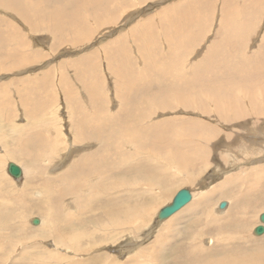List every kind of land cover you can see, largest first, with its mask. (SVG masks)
<instances>
[{"label": "rangeland", "instance_id": "obj_1", "mask_svg": "<svg viewBox=\"0 0 264 264\" xmlns=\"http://www.w3.org/2000/svg\"><path fill=\"white\" fill-rule=\"evenodd\" d=\"M31 1L26 0L25 2L36 8L30 10V7L28 8L30 13L35 11L36 17L34 18L30 14V19L27 17V21L13 13L14 11L0 8V16L3 17H1L3 21L0 20L2 22L0 24V29H2L0 31V41H6L5 44L3 43L4 49L0 51V264H27V262L28 264H36V262L40 264L41 261L44 264H76L77 260H82V264H113V262L110 263L113 260L117 264L190 263L192 259L189 258L187 261L184 256L185 250L192 243L194 234L199 232L200 225L198 226L199 221L194 222L195 224L190 223L188 213L183 212L184 208L178 209L179 211L176 210L172 215V217L180 215L176 221H183L177 223V229L173 234L168 230V225L165 226V230L170 236L169 246L159 251V246L156 245L155 241L159 231L158 228L168 221L167 217L169 216L165 214L162 217L160 214L163 213L166 206H171L175 195L183 190L189 192L191 197L188 200L189 202L190 200L193 202L202 200V198L207 200L203 209L201 207L197 214L202 222L205 221L209 225L208 232L201 235L204 237L203 243H208L209 237L211 239L216 237L219 242L232 236V233L235 237L236 231L231 233L229 229V233L227 232L228 229H223V232L216 230L217 225L228 223L231 217L239 219L240 222L243 220L247 222L246 230L241 238L244 243L254 245L262 242L264 231L259 234L255 229L256 226L262 225L260 214L264 213V204L260 203L264 200L263 195H260L261 192H264V115L252 116L254 111L251 112L250 105L245 102L247 100L242 98L244 99V101L242 99L240 101L242 108L250 112L241 117L242 119L238 118L239 122L236 120L235 126H231L230 122L218 124L216 121L209 120L212 118L203 115V112L194 110L199 104L196 103V100L190 98L185 102L188 108L180 104L178 106V103L175 105V98L170 100L172 103L171 108H166V105H164V108H161V105L156 107L155 101L152 100L159 101L161 97L157 96L154 89H151L152 83H136L140 80V73L150 75V70H153L150 75L152 79H158L153 80V82L163 80L159 69H152L149 65L154 64L153 60L158 55L161 58L160 67L164 63L165 51L160 46L161 36L158 38L159 40L157 39L159 46L162 48L160 54L155 50L148 49H153V47L150 43L147 45L145 42L144 46L147 49L141 52L142 50L139 46H135L133 40L140 37V31L146 27L150 28L151 35L158 36L165 21L175 11V4L181 0H121V2L126 3L120 5V8L117 5L115 15L106 16L101 25L100 20L95 21V19L90 18L84 20L81 18V20L88 23L89 30H83L85 33L74 32L72 34L69 30L67 31L69 34L65 33L66 27L61 34L58 30L55 31L54 29L52 31L51 22L52 19L54 22L55 11L58 10L53 6V0ZM67 1L71 2L72 0L65 1L66 10L69 6ZM198 1H203L201 6L190 7L202 9L201 12L204 15L202 33L183 55L180 53L177 55L183 62L182 68L184 71L188 69L187 72L190 74L187 73L185 79L194 80L191 77L193 72L190 71L194 64L198 63L196 66L198 68L197 73L201 74L198 80L205 82V88L216 86V89L225 90L223 84L217 82L218 80H240L241 77L236 76V71L243 68V66L253 65L254 58H252V55L258 50L261 38L264 36V0H209L208 4H204V0H195V3ZM87 2L92 7L94 2L99 1L90 0ZM222 4H226L225 7H237V9H232L235 14L234 23L243 22L244 24L246 21L250 25L249 30L243 34V41L238 40V43H234L235 49L231 51L234 54L230 56V58L232 57L230 61L233 62V67L230 68L229 64L217 67L213 56L210 58L206 53L213 41L223 32L219 24ZM246 4L249 6H246ZM53 7L56 10L53 9V11ZM239 7L241 8V16L239 12L238 15L236 14ZM50 8L52 13H49L51 12ZM246 8L249 15L245 11ZM161 12L166 14L167 19L160 17ZM60 17L62 18V13H60ZM63 17L65 16L63 15ZM35 19L38 22V28H29V23L34 24ZM63 21L66 22L65 19ZM121 37H123L121 42L126 43L124 49L119 48ZM158 49L159 47L156 50ZM122 52L125 56L124 60L123 55H121ZM241 53L250 55V58L248 60L242 59L244 55ZM174 56L170 53L169 57L175 60ZM228 58H226V61ZM185 65L187 68H184ZM191 65L192 68L190 69ZM217 65L219 64L217 63ZM201 67L202 69H200ZM213 69L215 70L210 75L208 70ZM119 75L122 76L119 77ZM254 76H257L256 79ZM248 78H245L248 80L245 86L249 87L250 90L255 88L257 90L256 104L261 99L260 102L264 105V100L262 102L260 96L264 88V84L260 82H264V80H261L264 77L261 74L254 73ZM64 83L67 93H70L68 97H66L63 90ZM250 84L253 87L249 86ZM154 87L156 86H152V88ZM260 88L261 90H258ZM144 92L147 94H144ZM234 92L233 97L245 96V92L242 93L240 88H234ZM152 93L153 96L156 95L155 97L158 98L153 97ZM88 96H92V98L90 99ZM258 105H256L257 109ZM120 108H122V111L119 110ZM235 109L237 110V108ZM261 109L264 113L263 106ZM137 112H140L141 115L138 116ZM172 117H178L173 119L171 123H174L175 127L179 124L175 129L179 135L180 129L183 132L182 135H190L194 138L191 144L181 145L186 156L193 153L194 149L192 150V148H194L193 144H196V139L200 143L198 146H201L197 149L205 147V152L191 155L195 158L188 165L186 164L185 169L180 167L174 159L168 158V152L164 147L160 146L163 148L160 150L159 145L157 146L159 148L153 146L154 149L152 144H149L148 141L151 140L149 132L138 133L139 129L143 128L142 126L150 129L153 125H150V123L157 121L159 124V121ZM186 119H190L192 122L183 125L185 124L184 121H188ZM10 122L13 127L10 126ZM12 123L16 126L19 124L18 129L21 126V133H17L18 130ZM48 127L51 129V135L46 132ZM191 127L193 128V131L190 129L192 132L186 129ZM11 134L15 137V142L21 141L24 148L21 147L22 152H15L17 150L10 144H14L13 141L9 142L10 145L8 144V141L12 140ZM39 135L42 136L40 140ZM142 135L144 137L140 138L139 141L138 138ZM3 140L4 142H2ZM113 141L115 142L113 143ZM7 145L10 146L8 149L9 154L12 156H6V151L8 152ZM89 153L93 156L92 161L96 163L94 168L99 167L100 177L104 176L100 181L106 185L110 181L111 183L114 182L108 187L105 185L106 188H109V191L106 189L104 194L97 193L98 209L94 213L89 212L85 215L86 213L79 214V210L81 211L79 204L85 195L80 194L75 201L71 202L72 197L78 194H74L73 190L76 193L79 188L76 184L71 185L74 182H70L69 172L65 173L69 178L65 176L63 181H58L56 176L65 171L72 162L74 163L73 159L75 160L80 154L83 158ZM151 158L152 163L147 162ZM144 159L147 166L156 165L155 162L160 163L162 176L159 180L162 185L151 184L152 187L148 188L146 187L148 182L146 178L144 176L140 178L136 175L135 167L141 165ZM10 162L20 167L19 177L9 174L7 168ZM90 166H88V170ZM128 166L134 168L128 171ZM138 173H141V171H138ZM246 175L249 178L245 177ZM162 179H166V183H161ZM252 184L256 186L251 187ZM140 186H144V188ZM115 188H118L117 191H115ZM160 190H165L162 195ZM236 192L245 194V197L242 196L243 193L240 194V198L243 197L242 201L237 202ZM150 194H152V198L162 196L158 200L159 204L157 205L159 206L149 209L148 213L144 215L131 211L132 218L137 213L136 222L130 220L129 224L114 227L108 223V218L106 217V219L103 216L105 206L109 205L115 195L116 200H118L116 202H119V206L120 204L123 206L120 209L121 213L117 214L116 218L122 220L125 218L126 205L140 200L141 197H149ZM259 195L262 198L260 201ZM22 196L26 197L23 198ZM107 196H110L108 202L105 201ZM206 196L208 197L206 198ZM3 201L7 202L4 203ZM58 201L61 202L60 204L67 203V210L71 213V221L74 219L72 225L79 232H85V236L74 240L82 247L80 252H76L70 247V240L64 246L63 244L55 245L49 231H45L49 237L42 238L40 234L42 230H37V227L42 226L44 228L52 222L57 207L54 204H58ZM143 203H141L142 209L147 207L148 202L147 204ZM219 206L221 209L226 206L225 211L218 212ZM56 215H58V218H53V222L59 224L62 221V215L59 214V211ZM90 215L91 218H89ZM33 218L38 222L33 223ZM139 219L140 221H138ZM103 223L106 224L105 229L100 228L98 225ZM18 224H21L22 233H14ZM225 230L228 236H226ZM38 239L40 245L31 246L33 241ZM88 244L90 245L88 246ZM154 259H157L156 262Z\"/></svg>", "mask_w": 264, "mask_h": 264}, {"label": "bare ground", "instance_id": "obj_2", "mask_svg": "<svg viewBox=\"0 0 264 264\" xmlns=\"http://www.w3.org/2000/svg\"><path fill=\"white\" fill-rule=\"evenodd\" d=\"M26 0H0V8L2 10H9L13 13H15L17 16H20L23 20L27 21V17L30 19V14L32 16H34V18L36 17V13L34 11V13H30L29 10L30 9H36L34 7H32V5H28L26 2ZM33 1V0H32ZM31 1V2H32ZM38 1V0H36ZM65 1L66 0H53V2L55 3H52L53 6H55L56 9H54V7L52 8V10H56L55 11V19H54V22H53V19H52V31H55L58 30L60 32V34L64 31V28L66 27L65 29V33L66 34H69L67 31L69 30V32L72 34V33H85L83 30L87 31L89 30V26H88V23H86V21H83L81 20L84 19L86 20L87 18H90V19H95V21H99L100 22V25H101V22L106 18V16L108 17L109 15H115L116 13V9H117V5H119V8L125 4L126 2H121V0H96V1H99V2H94L92 4V7L91 5L88 4L87 1H90V0H72L71 2H68L67 1V4H69L67 10L65 9ZM252 1V0H251ZM254 1V0H253ZM261 1V0H260ZM15 2V3H14ZM57 2V4H56ZM203 2V1H202ZM202 2L198 1L197 3H195V0H188L187 2L185 0H181V1H177V3L175 4V12L176 14H174L172 12V15L170 16V18L168 20L165 21V23L163 24V27H162V31L160 32V34L158 36L156 35H151V30L149 27H146L144 29H142L140 31V37H136L133 41L135 43V46H139L140 50H142L141 52H144L145 49H147V47L144 46V42L148 45L149 43L152 45L153 49L152 48H148V49H151V50H155L156 52H158L160 54L161 52V47L162 46L164 48V51H165V54H164V63L161 64V66L159 67V63H160V56H156L154 58V64H151L149 65L152 69H156L158 68L159 71L161 72L162 74V78L163 80H159L158 82H153V80H156V79H152V77L150 76L151 75V72L153 70H150L149 74H146V73H140L139 74V79L138 81H136L137 84L143 82V83H152V86H156L154 88L151 87V89H154L156 92H157V96L159 95L161 97V99L158 101V100H152V101H155L156 103V107L161 105L160 107L161 108H164V105H166V108H171L172 106V103L170 102V100H174L175 98V102L174 104L176 105L178 103V106H183L185 108H188V106L185 104V102L187 101V99H192V100H196V103H198L199 105L194 108V110H199L201 112H203V115L205 116H208L212 119H209V120H213V121H216V123L218 122V124H225L226 122H230L231 123V126H235V121L238 120V118H241L243 117L244 115H246L247 112L245 109L242 108V104H241V99L242 98H245L248 103V105H250V108H251V112L253 113L252 116H257L259 114L261 115H264L263 113V110L261 109V107L263 105V103L260 102L259 100V105L256 104L257 103V98L255 96H257V90L255 88H253L252 90L248 89L249 87H246L245 84L248 83V80H246L245 78H248L250 77L251 75H253L254 73L255 74H261V76L264 77V36H262L261 38V42L259 44V47H258V50H256V53L252 55V58H254V62H253V65L252 66H243V68L239 69L238 71H236V76L238 77H241L240 80H228V79H223V80H216L218 83H221L223 84L224 86V89L225 90H221L219 88L216 89V86L213 87V86H210L208 89L205 88V85L203 83L202 80H198V77L201 76V74H198L197 73V65L198 63H195L194 61V66L192 68V65L190 66V69L191 71L190 72H193V75L191 76L192 79L194 80H191V79H185L187 78L186 74L189 72L188 69L184 71V69L182 68V65H183V62L181 61V59H179L178 57V53H180L181 55H183L185 53V51H187V49H189L190 47H192V45L194 44V42L197 40L196 38H198L201 33H202V30H203V27H204V15H203V12L202 9H200L199 7L197 8H191L190 6H201ZM209 0H204V4H208ZM243 2V1H242ZM258 2V1H256ZM263 2V1H262ZM211 3V2H210ZM253 3V2H252ZM255 3V2H254ZM259 3V2H258ZM17 4V5H16ZM32 4V3H31ZM236 4V3H235ZM256 4V3H255ZM121 5V6H120ZM226 4H222L223 8L221 9V16H220V19H219V24H220V29L223 31L222 34L218 35L217 39H215L213 41V44L211 45V47H209L206 51L208 57H212L213 56V59L216 61V66L217 67H223V66H227L229 64V68L230 67H233L232 66V63L230 60L232 59V57L230 58L231 55H233L234 53L231 52L235 49V44L234 43H238L239 41H243V34L245 33V31L249 30L248 28L250 27L249 24H247V22L245 21L244 24L243 22H236L234 23V13H233V10L232 9H237V7H233V8H230V6L228 7H225ZM259 5V4H258ZM52 6V5H51ZM208 6V5H207ZM240 6V5H239ZM246 6H249L248 4H246ZM257 6V5H255ZM30 7V8H29ZM49 7V6H47ZM29 8V10H28ZM46 8V7H45ZM259 8V6H258ZM48 9V8H47ZM172 9V7H171ZM52 10L50 8V11L49 13H52ZM53 10V11H54ZM85 10V11H83ZM245 10V9H244ZM257 10V8H256ZM49 11V10H48ZM163 11V10H162ZM246 12L248 11V9L246 8L245 10ZM250 11V10H249ZM259 11V9H258ZM6 12V11H5ZM47 12V11H45ZM88 12V14H87ZM240 13L239 15L241 16V8L239 7V10L236 12L237 13ZM253 12V11H252ZM255 12V11H254ZM54 13V12H53ZM60 13H62V18L60 17ZM248 13V12H247ZM1 14V12H0ZM4 14V13H2ZM47 14V13H46ZM45 14V15H46ZM81 14H84V15H81ZM107 14V15H106ZM171 14V13H170ZM44 15V16H45ZM48 15V14H47ZM63 15L65 17H63ZM166 14H162L161 12V16L160 17H164L165 19H167V17L165 16ZM238 15V14H237ZM249 15V13H248ZM15 16V15H14ZM91 16V17H89ZM2 17V15L0 16V18ZM19 17V19H20ZM52 17V16H51ZM169 17V16H168ZM209 17V16H207ZM247 17V16H246ZM3 18V17H2ZM0 19L3 21V19ZM17 19V18H16ZM63 19H65V23L63 21ZM241 19V17H240ZM47 20V19H46ZM243 20V19H242ZM92 21V20H91ZM29 22V21H28ZM2 22H0L1 24ZM74 24V25H73ZM247 26V27H245ZM49 27V26H48ZM1 28V27H0ZM29 28H32V29H36L38 28V22L36 21L35 19V23L33 24L32 22L29 23ZM4 30V29H3ZM0 31H2V29H0ZM29 31V30H28ZM51 31V30H50ZM82 31V32H81ZM56 33V32H55ZM247 33V32H246ZM1 34V32H0ZM161 36V37H160ZM160 37V46H159V43L157 41V39ZM1 38V37H0ZM122 38L120 39L119 42L122 41ZM124 40V39H123ZM159 40V39H158ZM239 40V41H238ZM6 42V41H5ZM5 42H2L0 41V51L4 49V44ZM162 42H163V45H162ZM4 43V44H3ZM145 44V45H146ZM126 43L123 41L120 43V47H122V49H124ZM146 45V46H147ZM157 47H159L158 50ZM126 49V48H125ZM119 50V49H118ZM230 50V51H229ZM6 51V50H5ZM205 51H204V54H205ZM170 53L174 54V58L175 60H172L169 56H170ZM242 55H244L243 53H241ZM123 55V60L125 59V56L122 52ZM167 55V56H166ZM228 58V60L226 61V58ZM9 58V57H8ZM149 58V57H148ZM236 58V57H235ZM248 58H250V55H244L242 56V59L244 60H248ZM120 59V58H119ZM121 60V59H120ZM183 60V58H182ZM130 61V60H128ZM241 62H243L242 60H240ZM181 62V63H180ZM192 62V61H191ZM116 63V62H115ZM217 63L219 65H217ZM131 66V65H130ZM205 66V65H204ZM203 66V67H204ZM184 68H187L186 65ZM156 69V70H158ZM202 69V67L200 68ZM122 70V69H121ZM215 69L213 70H208V72L210 73V75L212 74V71H214ZM205 71V70H204ZM113 72V71H112ZM116 71L114 70V73ZM118 73V72H117ZM206 73V72H205ZM119 74V73H118ZM117 75V74H116ZM186 75V76H185ZM122 76V75H119V77ZM118 77V76H116ZM115 77V78H116ZM124 77V76H123ZM155 77V76H154ZM257 76H254V78L256 79ZM151 78V79H150ZM161 78V77H160ZM130 79V77H129ZM244 79V80H243ZM249 79V78H248ZM158 80V79H157ZM261 80H264L263 78ZM119 81V80H118ZM215 81V83H217ZM133 82V81H132ZM234 82H237V83H234ZM90 83V82H89ZM121 83V82H120ZM255 83V82H253ZM251 83V84H253ZM257 83V82H256ZM260 83L264 84L263 81H261ZM249 85V86H252V85ZM121 85V84H120ZM150 85V84H149ZM254 85V84H253ZM257 85H259V83H257ZM139 86V85H138ZM162 86V88L160 89V87ZM182 86V87H181ZM248 86V85H247ZM119 87V85H118ZM240 88V91L245 92V96L242 97H233L234 96V88ZM253 87V86H252ZM89 88V87H88ZM149 88V87H148ZM159 88V89H158ZM92 89V88H91ZM63 90L65 91V94H66V97H68V95L70 93H67V88L65 86V83H64V87H63ZM87 90V89H85ZM236 90V89H235ZM258 90H261L258 89ZM205 91H208V92H205ZM253 91V92H252ZM90 92V91H89ZM151 92V91H149ZM153 92V91H152ZM237 93V92H236ZM123 94V93H122ZM144 94H147L146 92H144ZM118 96V95H117ZM152 96H153V93H152ZM156 95H154L153 97H155ZM261 98H262V102L264 100V88L261 92ZM90 99L92 98V96H88ZM94 97V95H93ZM75 98V97H74ZM73 98V100H74ZM141 98V97H140ZM155 98H158V97H155ZM72 99V97H71ZM235 99H238V100H235ZM94 100V99H93ZM134 100V99H133ZM139 100V99H138ZM244 101V99H242ZM73 102V101H72ZM81 102V101H80ZM122 102V101H121ZM142 102V101H141ZM143 103V102H142ZM83 104V103H82ZM180 104V105H179ZM192 104V103H191ZM244 104V102H243ZM197 105V104H196ZM256 105H258V109L256 107ZM72 106L74 107V104L72 103ZM127 106V105H126ZM149 107V105H148ZM177 107V106H176ZM241 107V108H240ZM245 107V105H244ZM184 108V109H185ZM237 108V110L235 109ZM146 109V108H145ZM153 109V108H152ZM119 110L122 111V108H120ZM135 110V109H134ZM147 110H149L147 108ZM168 110V109H167ZM248 110V109H247ZM155 111V110H154ZM150 113V111H148ZM153 112V110H152ZM121 113V112H120ZM138 113V112H137ZM145 113V112H144ZM154 113V112H153ZM175 113V112H174ZM211 113H214L213 115ZM251 113V114H252ZM140 112L138 113V116H139ZM143 114V113H142ZM146 114V113H145ZM197 114H200V113H197ZM211 114V115H210ZM79 115V114H78ZM141 115V114H140ZM260 115V116H261ZM147 116V115H146ZM144 117V116H143ZM139 118V117H138ZM150 118V117H148ZM178 117H172V118H165L164 120H161L159 121V124L156 122H152L150 123L153 124L150 129L149 127H144L142 126L143 128L147 129V130H144L143 128H140L138 133H146V132H149L150 133V136H151V140L148 141L149 144H152V147L156 146L155 148H159L160 146L161 147H164L168 152L167 156L168 158H171V159H174L177 164L182 167V168H186L188 163L191 162V160H193L195 157H192L191 155H196V154H199V153H202V152H205L204 148L202 149H197L198 147L200 148L201 146H198L200 145V143L198 142V140L196 139V144L194 143V148H192L193 150V153L190 155V156H186L184 153H183V150H182V146L183 144H191L192 140L194 139L193 137H191L190 135H186L184 136V134L182 135V130H180L179 128V133L180 135L178 134V131L175 130L177 129V125L176 127L171 123V121L173 119H176ZM262 118V117H261ZM101 119V118H100ZM99 119V120H100ZM151 119V118H150ZM181 119V118H180ZM191 119V117H190ZM190 119H186L187 122H185L184 120V123L183 125H186L190 122H192ZM242 119V118H241ZM245 119V118H244ZM87 120V119H86ZM132 120V119H131ZM142 120V118H141ZM145 120V119H144ZM253 120V119H252ZM259 120V119H258ZM263 120V119H262ZM77 121V120H76ZM83 121V120H82ZM136 121V120H135ZM148 121V120H147ZM196 121V120H195ZM250 121V119H249ZM133 122V120H132ZM130 122V123H132ZM143 122V121H141ZM234 122V123H233ZM239 122V120L237 121ZM236 122V123H237ZM259 122V121H258ZM78 123V122H77ZM81 123V121H80ZM129 123V122H128ZM156 123V124H155ZM183 123V122H181ZM196 123V122H195ZM14 126H16L14 123H12ZM18 124V123H17ZM82 124V123H81ZM80 124V125H81ZM85 124V123H84ZM95 124V123H94ZM136 125H138L136 123ZM142 125V124H141ZM10 126L13 127L11 125V122H10ZM126 126V125H125ZM130 126V125H129ZM128 126V127H129ZM147 126V125H145ZM206 126V125H204ZM19 128V124L18 126H16L15 128L18 130L17 133H21V126H20V129ZM130 128V127H129ZM133 128V126H132ZM131 128V129H132ZM185 128V127H184ZM187 130L189 131H193V128H186ZM191 129V130H190ZM234 129V128H233ZM51 129L48 127L46 129V132L47 133H50L51 135ZM74 130V129H73ZM185 130V129H184ZM195 130V129H194ZM191 131V132H192ZM257 131V130H256ZM124 132V131H123ZM130 132V130H129ZM187 132V131H186ZM39 134V133H38ZM121 134V133H120ZM119 134V135H120ZM193 134V133H192ZM191 134V135H192ZM196 134V133H194ZM35 135V134H34ZM104 135V134H103ZM106 135V134H105ZM128 135V134H127ZM1 136V135H0ZM4 136V135H3ZM12 136V140L8 141V144L9 142H14L13 143H10L13 147H15L14 149L17 150L15 152H20L21 151V147L23 148L22 144H21V141L20 142H15L14 139L15 137H13V135L11 134ZM10 136V137H11ZM40 136V135H39ZM61 136V135H60ZM130 136V134H129ZM128 136V138H129ZM23 137V136H22ZM42 136L39 137V140ZM123 137V136H122ZM144 137L143 135L142 136H139V141H140V138ZM195 137V136H194ZM3 138V137H2ZM20 138V137H19ZM44 138V137H43ZM97 138V136H96ZM131 138V137H130ZM133 138V137H132ZM22 139V138H21ZM19 139V140H21ZM25 139V138H24ZM48 139V138H47ZM55 139V137H54ZM83 139V138H82ZM111 139V138H110ZM201 139L203 140V138L201 137ZM121 140V139H119ZM129 140V139H128ZM47 141V140H46ZM124 141V140H123ZM142 141V140H141ZM4 142V140L2 141ZM115 141H113L114 143ZM120 142V141H119ZM118 142V143H119ZM132 142V141H131ZM130 142V143H131ZM137 142V141H136ZM43 143V142H42ZM50 143V142H48ZM53 143V142H52ZM54 143H55V140H54ZM117 143V142H116ZM140 143V142H139ZM6 144V143H5ZM9 144V145H10ZM154 144V145H153ZM156 144V145H155ZM230 144V143H229ZM9 145H7V149L10 147ZM44 145V144H43ZM50 145V144H49ZM116 145V144H115ZM159 145V147H157ZM6 146V145H5ZM41 146V144H40ZM48 146V145H46ZM138 146V144H137ZM18 147V148H17ZM51 147V145H50ZM153 147V148H154ZM159 148L160 150L163 149V148ZM98 148V147H97ZM154 148V149H155ZM24 149V148H23ZM11 150V149H10ZM114 150V149H113ZM244 150V149H243ZM106 151V150H105ZM104 151V152H105ZM115 151V150H114ZM118 151V150H116ZM158 151V150H157ZM22 152V151H21ZM41 152V151H40ZM234 152V151H233ZM10 151L8 149V152L6 151V156H12L9 154ZM14 153V152H13ZM27 153V152H26ZM25 153V154H26ZM42 153V152H41ZM81 153V152H80ZM110 153V152H109ZM123 153V152H122ZM45 154V153H44ZM84 154V153H83ZM86 154V153H85ZM84 154V155H85ZM92 154V152H91ZM90 153L88 155H86L85 157L81 158V154L80 156H78L75 160L73 159L74 163L72 162V164L69 165V167H67V169L65 171H63L61 174H59L58 176H56V179L58 181H63L64 180V177L66 176V178H69L70 177V182H74V183H71V185H78V192L76 191V193L74 192L73 190V193L74 194H77V196H73L72 197V200L71 202L76 198L79 197L80 194L82 195H85L84 199L81 201V203L79 204V207L81 208V211L79 210V214H85L87 215L89 212L91 213H94L98 208H97V205H99L97 203V198H96V195L98 194H101L103 193L104 194V191L106 189H108L109 191V188H106L108 186H110L111 184H113V182L106 185L104 183H102L100 181L101 178H104V176L102 175L100 177L99 173H100V168L97 167L96 169L94 168L95 164L94 161H92V158L93 156L91 155ZM112 154V152H111ZM127 154V153H126ZM16 155V154H15ZM19 155V154H18ZM21 155V154H20ZM28 155V154H27ZM42 155V154H41ZM40 155V156H41ZM47 155V154H46ZM49 155V154H48ZM203 155V154H202ZM23 156V155H22ZM125 156V155H124ZM13 157H14V154H13ZM12 157V158H13ZM26 157V155H25ZM49 157V156H48ZM128 157V156H127ZM166 157V156H165ZM35 158V157H34ZM161 158V157H160ZM202 158V157H201ZM164 159V158H163ZM178 159V160H177ZM152 160L149 159L147 160L150 161ZM145 159L142 161L143 163L137 167H135V172H137V176H139L140 178H143V176L146 178V180L148 181L146 183V187H152L151 184H154V185H162L160 184V178L162 176V167H160V163L159 162H155L154 164L156 165H153V166H147L146 165V162H144ZM157 161V159H156ZM159 161V160H158ZM162 162V160H160ZM172 161V160H171ZM76 162V164H75ZM88 162V163H87ZM114 162V161H113ZM151 162V161H150ZM11 163V162H10ZM13 163V162H12ZM71 163V162H70ZM152 163V162H151ZM139 164V163H138ZM168 164V163H167ZM187 164V165H186ZM87 165V167H86ZM91 165V166H90ZM158 165V166H157ZM88 166L89 167V170H88ZM110 166V165H109ZM119 166V165H118ZM135 166V165H134ZM116 167V166H115ZM108 168V167H107ZM134 168V167H132ZM131 167L128 166L127 170L129 171L130 169H132ZM170 170V169H169ZM109 171V170H108ZM112 171V170H111ZM138 171H141V173H138ZM68 173L70 174V176L68 177L65 173ZM117 172V171H116ZM164 173V172H163ZM261 174V173H260ZM55 175V174H54ZM247 175H248V172H247ZM245 176V177H248V176ZM73 176V177H72ZM167 178V177H166ZM249 178V177H248ZM252 178V177H250ZM48 179V178H47ZM84 179V181H83ZM160 179V180H159ZM171 179V178H170ZM102 180V179H101ZM142 180V179H141ZM144 180V179H143ZM163 181L161 183H166V179H162ZM255 180V179H254ZM257 180V179H256ZM49 181V180H48ZM54 181V180H53ZM168 181V180H167ZM107 182V181H106ZM132 182V181H131ZM154 182H158V183H154ZM63 183V182H62ZM100 183V184H99ZM134 183V182H133ZM136 183V182H135ZM41 184V183H40ZM46 184V183H45ZM50 184V183H49ZM59 185V183H58ZM106 185V187H105ZM118 185V184H117ZM47 186V185H46ZM60 186V185H59ZM69 186V185H68ZM67 186V187H68ZM256 185L253 184L251 185V187H255ZM141 188H144V186H140ZM47 188V187H46ZM65 188V187H64ZM69 188V187H68ZM72 188V187H71ZM70 188V189H71ZM116 189V188H115ZM118 189V188H117ZM117 189L115 191H117ZM48 190V189H47ZM51 190V189H50ZM49 190V191H50ZM111 190V189H110ZM3 191V190H2ZM59 191V190H58ZM70 191V190H69ZM72 191V189H71ZM161 191V195L162 193L165 191V190H160ZM234 191V190H233ZM4 192V191H3ZM112 192V191H111ZM169 192V191H168ZM244 192V191H243ZM243 192H236L238 198H237V202H240L242 201L243 197H245V194ZM72 193V192H71ZM70 193V194H71ZM98 193V194H97ZM114 193V192H113ZM167 193V192H166ZM165 193V194H166ZM243 193V195H242ZM26 194V193H25ZM64 194V193H63ZM102 194V195H103ZM170 194V193H169ZM230 194V192H229ZM240 194L243 196L240 198ZM65 195V194H64ZM152 194L149 195V197H141L140 200H137V201H134L132 203H130L129 205H126V212L124 213V219L122 220H118L116 218V215L121 213L120 212V209L122 206V204H120L119 206V202H116L118 200H116V195L113 196V199L110 201L109 205H106L105 206V212L103 214V216H105V218L108 220V223H110V225H113L114 227L115 226H122V225H126V224H129V221L131 220L136 222L137 219L136 216H137V213L139 214H146L148 213L149 209L151 210V208H154L156 206H159L157 204H159L158 200H160V198L162 197L160 195V197L158 196H154L153 198L151 197ZM164 195V194H163ZM203 195V194H202ZM260 195L262 196L263 195V198H264V192H261ZM259 195V201L262 199ZM103 196H106V195H103ZM111 196V195H110ZM110 196H107L105 199L106 202L109 201V198ZM167 196V195H166ZM209 196V195H208ZM206 196V198L208 197ZM23 198L26 197V196H22ZM65 197V196H64ZM101 197V196H100ZM164 197V196H163ZM51 198V197H50ZM191 198V197H190ZM66 199V198H65ZM65 199H63L65 201ZM5 200V199H4ZM100 200V199H99ZM102 200V199H101ZM67 201V200H66ZM144 203H143V202ZM205 201H207L206 199L202 198V200H195L194 202L192 200H190V202H186L184 203L180 208L178 209H183L184 208V211L183 212H186L188 213L189 215V219L191 220V224H195L194 222L196 221H199L198 223V226L200 225V229H199V232L197 234H194L193 236V241L192 243L187 247V249L185 250V257L187 258V261L188 259H192V261H190V263L186 262V264H264V240L260 243H257V244H247V243H244L241 238L243 236V232L246 230V227H247V222L246 221H242L240 222L239 219H234L231 217L230 221L226 224H219L217 225L216 227V230L219 232L220 230L222 231L223 229H228L227 232H229V229L231 230V233L236 231L235 233V237H234V233H232L233 235L230 236L229 238L226 237L225 240L223 241H220L219 242V239H216V237H212L213 239H211L209 237L208 239V243H203V239L204 237H202L201 235L202 234H205L208 232L209 230V225L207 224V222L203 221L202 222V219L198 218L197 217V214L198 212L200 211L199 209H203L204 207V204H205ZM4 202V201H3ZM7 202V201H6ZM4 202V203H6ZM19 202V201H18ZM22 202V201H21ZM50 202V201H49ZM55 202V201H54ZM148 202V204H147ZM61 203V202H60ZM59 201H58V204H54L55 206L57 205L56 207V211H55V215L53 216V218H58L56 215L57 212L59 211V214L62 215V221H60V223L58 224V222L54 223L53 222V218H52V222L49 223L48 225H46L44 228L42 226L40 227H37V230L41 231L40 234L42 236V238H45L47 237L48 235H46V232L49 231L50 232V236L52 237V240L54 242L55 245L57 244H67L68 241L70 240L71 243H70V247H72V249H74L76 252H80L81 251V246L78 244V243H75L74 240H77V238H80L82 236H85V232L82 233L79 232L77 230L76 227H74L72 225V220L71 221V213L69 210H67V206L66 204L62 203L60 204ZM95 203V205H94ZM141 203L143 204H147V207L146 208H141ZM161 203V202H160ZM163 203V202H162ZM260 203L264 204V200L260 201ZM21 204V203H20ZM19 204V205H20ZM48 204V203H46ZM7 206V204H6ZM103 206V204H102ZM1 207V206H0ZM23 207V206H22ZM226 207V206H225ZM224 207V208H225ZM246 207V206H245ZM4 208V207H3ZM55 208V207H53ZM104 208V206H103ZM208 208V207H207ZM219 210L218 212L220 211H223V209H221V207L219 206L218 207ZM100 209V208H99ZM53 210V209H52ZM99 211V210H98ZM131 211H133L134 213H136V215L131 216ZM179 211V210H178ZM177 211V212H178ZM207 211V210H206ZM225 211V210H224ZM243 211V209H242ZM205 212V210H204ZM49 213V212H48ZM151 213V212H150ZM208 213V212H207ZM74 214V213H73ZM72 214V215H73ZM167 217V220L168 221H164L165 223H163L161 225L159 229V231L157 232V235H156V245L159 246V251L163 248H166L169 246V242H170V236L168 235V232L165 230V226L168 225V230L171 232V234L174 233V231H176L177 229V223L179 224L180 222H183V221H176L178 217H180V215H177V216H173L172 215L174 214V212H166L165 213ZM171 214V215H170ZM180 214V213H179ZM44 215V214H43ZM48 215V214H47ZM75 215V214H74ZM94 215V214H93ZM212 215V214H211ZM261 215V214H260ZM45 216V215H44ZM43 216V217H44ZM80 216V215H79ZM165 216V215H163ZM73 217V216H72ZM76 217V216H75ZM185 218V216H183ZM47 218V217H46ZM91 218V215L90 217ZM77 219V217H76ZM45 220V219H44ZM59 220V219H58ZM179 220V219H178ZM185 220V219H184ZM188 220V219H187ZM33 221H35V219L33 218ZM140 221V219L138 220ZM38 222V221H37ZM35 222V223H37ZM213 222V221H212ZM262 222V221H261ZM34 223V222H33ZM132 224V223H131ZM264 222H262V226L264 227ZM71 225V226H70ZM99 227L102 229H105L106 227V224L103 223V224H98ZM39 226V225H38ZM69 227V229H67ZM21 227V224H18L17 226V229L14 233H22V229L20 228ZM81 227V226H80ZM4 228V226H3ZM42 228V229H41ZM99 228V229H100ZM234 228V229H232ZM47 230V231H46ZM96 230V229H95ZM46 231V232H45ZM69 231V232H68ZM85 231V230H84ZM91 231V230H90ZM179 231V230H178ZM256 231V229H255ZM264 231V229H263ZM262 231V232H263ZM88 232V231H87ZM223 232V231H222ZM226 232V230L224 231ZM226 232V234H227ZM38 233V232H37ZM193 233V232H191ZM230 233V232H229ZM258 233V232H257ZM89 234V233H88ZM170 234V235H171ZM260 234V233H259ZM87 235V234H86ZM197 235V237H195ZM246 235V234H245ZM36 236V235H35ZM40 236V237H41ZM228 236V234L226 235ZM30 237V236H29ZM34 237V236H33ZM49 237V236H48ZM224 237V236H223ZM37 238V237H36ZM197 238V239H196ZM218 238V237H217ZM192 239V237H191ZM42 240V239H41ZM201 240V241H199ZM246 240V238H245ZM249 240V239H248ZM33 241V240H31ZM30 241V242H31ZM247 241V240H246ZM182 242V241H181ZM39 243V244H37ZM94 243V242H93ZM36 244V245H34ZM77 244V245H76ZM40 245V241L39 239L38 240H34L33 243L31 244V246L35 247V246H38ZM90 244H88L89 246ZM95 245V243H94ZM186 246V245H185ZM87 247V246H86ZM33 249V248H32ZM84 249V248H83ZM87 249V248H86ZM34 250V249H33ZM46 250V249H45ZM89 250V249H88ZM67 251V250H66ZM155 251V249H154ZM57 253V252H56ZM75 253V252H74ZM47 254V253H46ZM45 254V255H46ZM55 254V253H54ZM58 254V253H57ZM56 254V255H57ZM61 254V253H60ZM59 254V255H60ZM77 254V253H76ZM82 254V253H80ZM58 256V255H57ZM154 256V254H153ZM184 258V257H183ZM155 262L157 259H154ZM186 260V259H185ZM39 261V260H38ZM179 261V259H178ZM113 264H117L114 260L113 261H110V263ZM183 262V261H181ZM43 262L41 261L40 264H42ZM83 261L82 260H77L76 261V264H82ZM28 264V262H27ZM36 264H38L36 262ZM44 264V263H43ZM68 264H72V263H68ZM86 264V263H85Z\"/></svg>", "mask_w": 264, "mask_h": 264}, {"label": "water", "instance_id": "obj_3", "mask_svg": "<svg viewBox=\"0 0 264 264\" xmlns=\"http://www.w3.org/2000/svg\"><path fill=\"white\" fill-rule=\"evenodd\" d=\"M9 174H11L14 177H19L21 173L20 167L15 163H9V166L7 168ZM190 199L189 192L187 190H183L179 193H177L174 197V201L172 202L171 206H166V209L163 211V213L160 214V216L165 215L166 212H175L180 208L185 202H187ZM223 205V203H222ZM163 217V216H162ZM260 220L264 222V213L260 215ZM37 220L34 221V223ZM257 227V228H256ZM256 231L258 233H262L264 227L262 225L256 226Z\"/></svg>", "mask_w": 264, "mask_h": 264}]
</instances>
